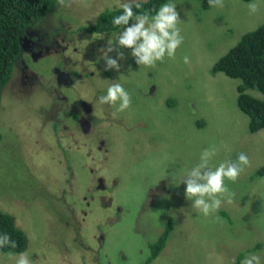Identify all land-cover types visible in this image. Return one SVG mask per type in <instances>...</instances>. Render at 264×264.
<instances>
[{
    "label": "rangeland",
    "instance_id": "374dc122",
    "mask_svg": "<svg viewBox=\"0 0 264 264\" xmlns=\"http://www.w3.org/2000/svg\"><path fill=\"white\" fill-rule=\"evenodd\" d=\"M252 2L224 0L217 8L202 0H166L163 4H176L182 20L184 40L175 59L147 68L135 63L130 49H121L123 66L120 72L110 70V77L102 73L105 64L97 49L114 39L113 32L78 29L94 23L102 11L120 8L121 0H76L70 7L56 0L50 14L26 28L23 41L37 33L45 47L32 67L22 43L3 90L0 212L12 215L26 235L24 252L33 264H240L250 253L264 264V176L255 174L264 165V128L248 131L237 104L239 80L210 72L245 32L264 24V0L256 14L247 8ZM82 57H90L86 66L97 72L88 81L76 77L83 72ZM25 60L49 83L26 76ZM97 60L102 65L95 67ZM66 67L78 91L88 96L92 89L96 96L95 125L86 136L72 135L66 105L57 114L60 124L52 126L51 76ZM113 82L131 94V108L124 112L98 103ZM246 93L264 97L255 89ZM75 94L69 97L76 100ZM98 139L106 149L97 148ZM211 145L219 148L213 166L235 161L241 152L250 166L235 183L225 181L235 193L233 202L204 217L186 199L183 180ZM98 177L101 191L94 189ZM167 220L172 231L166 245L146 263ZM16 256L0 252V264H15Z\"/></svg>",
    "mask_w": 264,
    "mask_h": 264
},
{
    "label": "clouds",
    "instance_id": "9594fccd",
    "mask_svg": "<svg viewBox=\"0 0 264 264\" xmlns=\"http://www.w3.org/2000/svg\"><path fill=\"white\" fill-rule=\"evenodd\" d=\"M75 2L76 0H59L61 6L67 7ZM142 3L143 0H121L122 13L112 19L113 26L120 30L112 34L114 39L109 38L105 45L97 49L105 64L104 71L120 72L123 66L121 61L125 59L121 49H130L135 63L147 68L155 67L157 62H163L165 58L175 59L176 51L184 40L179 27L182 20L176 4L165 3L154 11H148L142 10ZM208 3L217 8L225 6L224 0H208ZM247 8L250 14H256L260 8L259 0H253ZM112 53L115 55H111ZM183 62L189 64L190 58L185 55ZM98 103L118 105L116 111L124 112L131 108L132 97L121 83L113 82L108 86L106 94L98 98ZM218 152L219 148L215 145L204 149L198 163L191 167L183 180L186 199L192 200V207L204 217L217 213L223 202H233L235 193L225 181L235 183L245 167L250 166L249 157L243 152L238 154L235 161L224 160L213 166V158ZM215 219L223 221L218 215ZM5 247H17L16 241L7 232L0 233V249ZM15 264L33 262L27 252H20L15 258ZM240 264H261V258L258 254L250 253Z\"/></svg>",
    "mask_w": 264,
    "mask_h": 264
},
{
    "label": "trees",
    "instance_id": "16d2710c",
    "mask_svg": "<svg viewBox=\"0 0 264 264\" xmlns=\"http://www.w3.org/2000/svg\"><path fill=\"white\" fill-rule=\"evenodd\" d=\"M165 1H143L142 10L154 11ZM55 3L56 0H0V109L3 90L10 81L22 52L26 28L50 14ZM202 4L209 6L208 0H202ZM121 13V8L104 10L99 13L94 23L81 26L78 30L88 34L116 33L119 28L113 26L112 19ZM100 60L98 63L101 64ZM210 72H221L239 80L236 87L237 104L247 116V129L250 133L263 129L264 97L262 99L253 97L246 93V90L255 89L264 96V24L245 32L226 54L216 60ZM102 73L107 77L112 75L110 71ZM1 138L0 130V140ZM255 174L264 176V165L257 168ZM164 227V232L152 243L146 263L156 258L164 249L172 231L171 221L167 220ZM4 232L11 235L17 247L15 249L5 247L0 249V252L18 254L26 250L28 241L24 232L16 226L12 215L0 212V233Z\"/></svg>",
    "mask_w": 264,
    "mask_h": 264
},
{
    "label": "flooded vegetation",
    "instance_id": "af4514ba",
    "mask_svg": "<svg viewBox=\"0 0 264 264\" xmlns=\"http://www.w3.org/2000/svg\"><path fill=\"white\" fill-rule=\"evenodd\" d=\"M68 32H69V34L72 33L71 30H68ZM28 36H31V37L35 36L34 40H29L27 38L24 40V42H22L23 43V49L26 52H29V56H28L27 60L31 64L32 60L37 59V53L41 52V50L45 47V44L40 41L41 38L38 37L39 35L37 33L29 34ZM72 51H74L76 53L77 49L73 48ZM89 58H87V59H86V57L80 58V61L78 63V67L80 69H83V72H81L79 70L77 71L76 77L78 80H82V78H87L86 80L88 81L89 79L94 78L95 75L97 76V74H96L97 72L95 70L92 71L91 70L92 68H88L86 66L87 64H89V62H91L89 60ZM86 60H88L89 62L86 63L85 62ZM22 64L24 65V67L22 69L25 72V75L28 77H32L33 80L35 78V82L37 84L42 85V84H48L49 83L48 81L46 82L44 80L43 76L40 75L41 72L38 73L34 69L30 70L29 65L26 62V60L22 61ZM97 65H99L98 60L96 62L95 67ZM31 66H32V64H31ZM71 74H72V71L69 70V67H66L64 69H56L54 71V74L52 73L51 77L54 78V81H55V85H54L55 87H54V93H53L54 95H53V101H52V108L54 109L55 119L52 123V126L57 127V125L60 124V120L57 118V114L61 111L60 110L61 106L66 105L68 107V109L66 110V112H64V114H66L68 116L67 118L71 122L72 126H70L69 128H70V130H74V132H71L72 135L73 136H75V135H79V136L85 135L86 136L92 132L93 127L95 125V121H92L91 118L94 117L93 112H94V108H95V103H94L93 99L96 96H95L94 91L92 89L90 90V94L88 96L83 95L81 89H80V91H78L77 88H79V84L77 85V88H76V80H74L72 78ZM27 88H30V85H27ZM71 92H73L74 94L77 92L74 95L76 97V100L71 99L69 97ZM97 141H98V144H97L98 149H102V147L103 148L105 147V141L103 139H98ZM101 144H102V146H101ZM104 149H106V148H104ZM98 178H99L98 184L94 187V189L101 191V188H103L102 179L100 177H98ZM100 183H101V186H100ZM99 196L101 197V194H99ZM104 203H106V202H104ZM72 214H73V212H72ZM74 227H75V229H74V231H75L76 225Z\"/></svg>",
    "mask_w": 264,
    "mask_h": 264
}]
</instances>
